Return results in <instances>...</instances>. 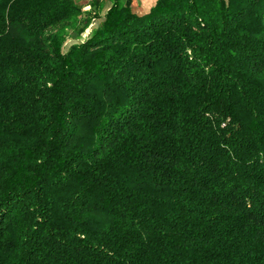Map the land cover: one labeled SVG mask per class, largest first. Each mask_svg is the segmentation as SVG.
Wrapping results in <instances>:
<instances>
[{"label": "trees", "instance_id": "trees-1", "mask_svg": "<svg viewBox=\"0 0 264 264\" xmlns=\"http://www.w3.org/2000/svg\"><path fill=\"white\" fill-rule=\"evenodd\" d=\"M107 1L0 0V264H264V0Z\"/></svg>", "mask_w": 264, "mask_h": 264}, {"label": "rangeland", "instance_id": "rangeland-1", "mask_svg": "<svg viewBox=\"0 0 264 264\" xmlns=\"http://www.w3.org/2000/svg\"><path fill=\"white\" fill-rule=\"evenodd\" d=\"M81 1H87L88 2V5H90V3L93 1V0H81ZM104 2H106L105 4V7L109 4L107 0H103ZM131 4L134 5V9L136 11H141L142 9H145L150 3H151V0H130ZM104 7V8H105ZM103 13V12H102ZM99 19H96L92 25L95 26L97 23H98Z\"/></svg>", "mask_w": 264, "mask_h": 264}, {"label": "crops", "instance_id": "crops-1", "mask_svg": "<svg viewBox=\"0 0 264 264\" xmlns=\"http://www.w3.org/2000/svg\"><path fill=\"white\" fill-rule=\"evenodd\" d=\"M81 5L83 9H88L89 5L87 1H81V0H77Z\"/></svg>", "mask_w": 264, "mask_h": 264}]
</instances>
